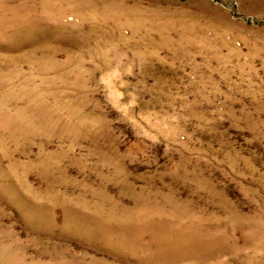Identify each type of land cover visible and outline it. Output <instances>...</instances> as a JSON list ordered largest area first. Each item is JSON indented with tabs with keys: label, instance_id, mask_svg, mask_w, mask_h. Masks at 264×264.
<instances>
[{
	"label": "rangeland",
	"instance_id": "374dc122",
	"mask_svg": "<svg viewBox=\"0 0 264 264\" xmlns=\"http://www.w3.org/2000/svg\"><path fill=\"white\" fill-rule=\"evenodd\" d=\"M0 264H264V0H0Z\"/></svg>",
	"mask_w": 264,
	"mask_h": 264
}]
</instances>
